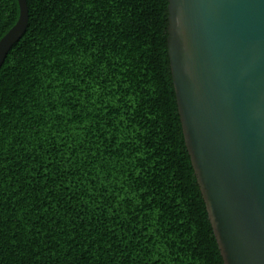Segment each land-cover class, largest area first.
Segmentation results:
<instances>
[{
  "label": "trees",
  "instance_id": "16d2710c",
  "mask_svg": "<svg viewBox=\"0 0 264 264\" xmlns=\"http://www.w3.org/2000/svg\"><path fill=\"white\" fill-rule=\"evenodd\" d=\"M0 68V264H225L186 144L169 0H27ZM0 0V40L19 18Z\"/></svg>",
  "mask_w": 264,
  "mask_h": 264
},
{
  "label": "water",
  "instance_id": "95a60500",
  "mask_svg": "<svg viewBox=\"0 0 264 264\" xmlns=\"http://www.w3.org/2000/svg\"><path fill=\"white\" fill-rule=\"evenodd\" d=\"M0 40V68L29 23ZM186 144L225 264H264V0H169Z\"/></svg>",
  "mask_w": 264,
  "mask_h": 264
}]
</instances>
